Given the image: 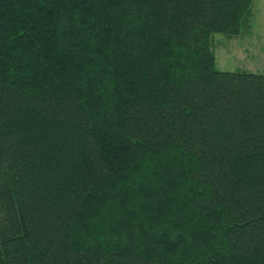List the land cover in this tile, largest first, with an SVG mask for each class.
Masks as SVG:
<instances>
[{
    "label": "trees",
    "instance_id": "trees-1",
    "mask_svg": "<svg viewBox=\"0 0 264 264\" xmlns=\"http://www.w3.org/2000/svg\"><path fill=\"white\" fill-rule=\"evenodd\" d=\"M254 1L0 0V264H264Z\"/></svg>",
    "mask_w": 264,
    "mask_h": 264
},
{
    "label": "rangeland",
    "instance_id": "rangeland-1",
    "mask_svg": "<svg viewBox=\"0 0 264 264\" xmlns=\"http://www.w3.org/2000/svg\"><path fill=\"white\" fill-rule=\"evenodd\" d=\"M250 30L239 36L215 34L211 38L216 68L264 74V0H255Z\"/></svg>",
    "mask_w": 264,
    "mask_h": 264
}]
</instances>
